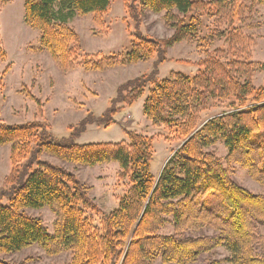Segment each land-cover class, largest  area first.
Wrapping results in <instances>:
<instances>
[{"label":"trees","instance_id":"16d2710c","mask_svg":"<svg viewBox=\"0 0 264 264\" xmlns=\"http://www.w3.org/2000/svg\"><path fill=\"white\" fill-rule=\"evenodd\" d=\"M122 1L137 23L142 10L164 11L173 33L155 38L136 32L124 55L96 53L98 59H91L86 54L81 62L86 70L151 58L154 61L150 72L120 84L111 106L94 119L85 116L68 137H56L45 121H0V145L10 144L11 162L0 189V196L7 198L6 204L0 203V253H15L36 244L49 256L68 252L66 264H150L157 258L161 264H190L203 253L224 246L229 255L206 264H264V255L255 252V226L264 224V195L237 183L230 168L207 150L216 140H222L228 149L226 160L238 163L264 182V162L259 166L264 149V79L262 85L255 86L252 63L234 50L224 60L221 48L200 59L193 75L175 71L169 77L156 78L166 50L197 33L199 21L192 12H204L227 22L226 28L209 35V41L222 37L232 43L240 41L242 34L236 22L242 1ZM110 7L111 0H25L24 22L40 32V47L68 71L80 52V36L69 21L75 15L90 13L102 25ZM146 88L145 117L152 125L174 127L181 137V144L157 179L151 173V137L124 129L127 141L81 145L75 141L90 123L110 125L111 116L120 109L114 103L130 106ZM222 100H229L232 110L200 125V114L208 110L210 101ZM42 154L86 166L114 161L121 168L118 177H127L130 186L118 199L117 207L104 213L100 226H96L87 211L102 210L89 196L88 187L73 171L42 159ZM208 193L220 197L224 211L213 212L200 205V199ZM42 207L56 214L52 232L39 217L26 211ZM168 216L173 220V232L162 234L160 229ZM203 228H211L216 234H186ZM0 264L24 263L0 259Z\"/></svg>","mask_w":264,"mask_h":264},{"label":"rangeland","instance_id":"374dc122","mask_svg":"<svg viewBox=\"0 0 264 264\" xmlns=\"http://www.w3.org/2000/svg\"><path fill=\"white\" fill-rule=\"evenodd\" d=\"M24 1L6 0L0 2V121L19 124L28 121H45L50 124L52 133L58 137H68L77 123L85 116L99 117L111 106L116 97V89L126 80L150 72L154 58L135 64H119L104 67L102 70H86L81 62L90 54L91 59L102 56L124 55L131 47L136 32L150 37L166 38L173 33L164 18V11L155 13L142 10L138 23L132 18L122 0H111L110 10L104 16L102 25H98L93 14L75 15L69 21L80 36L79 58L73 68L64 71L51 57L48 51L40 47V32L24 22ZM238 29L241 40L230 42L226 38H213L214 30L226 28L225 19H217L204 12H192L198 18L197 33L166 50V59L158 65L156 78L169 77L172 72L180 71L193 75L196 63L207 53L221 48L224 60L230 57L231 50L241 59L252 63V81L255 86L262 85L264 79V0H241ZM208 37L207 42L205 39ZM241 50L243 51L241 53ZM132 105L114 103L120 109L111 118L108 126L93 122L75 138L76 143H117L127 141L124 129L135 131L152 138L154 158L151 173L157 179L167 160L181 144V137L174 127L165 128L162 124L152 125L143 113V101L147 90ZM35 98V99H34ZM36 98L40 101H36ZM229 100L210 101L208 110L200 114L201 125L209 118L232 110ZM69 126H74L70 128ZM219 161L230 168L232 178L253 193L264 195V182L256 180L247 169L238 163L226 160L228 149L220 139L207 148ZM10 144L0 145V189L11 169L9 158ZM42 159L61 165L71 171L88 187V194L100 207L102 213L87 211L96 226H100L104 213L117 207L118 199L128 190L129 179L119 178L121 171L118 163L86 166L65 162L49 154ZM261 164L264 162V149L260 152ZM264 180V179H263ZM0 203L6 204L7 198L0 196ZM213 212L224 211L222 201L216 193L205 194L200 199ZM29 215L39 217L46 228L52 232L56 214L49 207L27 209ZM257 239L255 252L264 255V224L256 223ZM173 232V220L160 229L162 234ZM190 235H213L211 228L188 231ZM229 255L224 246H218L203 253L190 264H206L210 260L226 258ZM0 259L12 263L24 264H66L70 254L64 252L49 256L38 245H31L21 251L1 254ZM150 264H161L157 258ZM229 264V263H226Z\"/></svg>","mask_w":264,"mask_h":264}]
</instances>
